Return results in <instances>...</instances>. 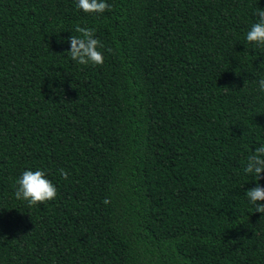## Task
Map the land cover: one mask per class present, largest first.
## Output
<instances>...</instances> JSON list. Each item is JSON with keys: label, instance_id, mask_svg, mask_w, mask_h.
<instances>
[{"label": "trees", "instance_id": "obj_1", "mask_svg": "<svg viewBox=\"0 0 264 264\" xmlns=\"http://www.w3.org/2000/svg\"><path fill=\"white\" fill-rule=\"evenodd\" d=\"M0 0V264H264V0ZM95 29L104 62L71 60ZM43 169L54 200L17 177ZM62 172L64 174H62ZM259 203H264L261 201Z\"/></svg>", "mask_w": 264, "mask_h": 264}, {"label": "clouds", "instance_id": "obj_2", "mask_svg": "<svg viewBox=\"0 0 264 264\" xmlns=\"http://www.w3.org/2000/svg\"><path fill=\"white\" fill-rule=\"evenodd\" d=\"M109 7L107 0H76V8L84 13L103 14ZM253 15L256 20L249 26L244 39L254 48H264V8H257ZM77 32L80 35H71L68 39L71 60L80 65L103 64V44L95 36V29L77 28ZM256 83L258 91L264 93V77L259 78ZM243 171L246 175L255 177V181L261 179L264 174V143L255 146L254 153L248 156ZM56 195L57 188L43 169H26L16 179L14 196L29 206L54 200ZM245 196L256 212L264 214V203H259L264 201V186L257 182L255 187L245 190Z\"/></svg>", "mask_w": 264, "mask_h": 264}]
</instances>
